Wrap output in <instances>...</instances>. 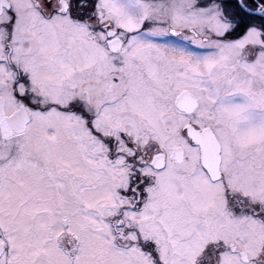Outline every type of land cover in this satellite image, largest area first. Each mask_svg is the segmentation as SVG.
Segmentation results:
<instances>
[{"label": "snow or ice", "instance_id": "1", "mask_svg": "<svg viewBox=\"0 0 264 264\" xmlns=\"http://www.w3.org/2000/svg\"><path fill=\"white\" fill-rule=\"evenodd\" d=\"M0 264H264V0H0Z\"/></svg>", "mask_w": 264, "mask_h": 264}]
</instances>
